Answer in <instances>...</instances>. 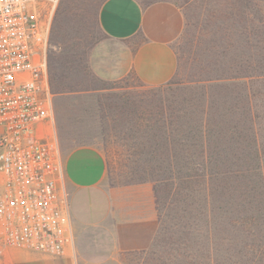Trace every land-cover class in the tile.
Returning a JSON list of instances; mask_svg holds the SVG:
<instances>
[{"label":"rangeland","instance_id":"1","mask_svg":"<svg viewBox=\"0 0 264 264\" xmlns=\"http://www.w3.org/2000/svg\"><path fill=\"white\" fill-rule=\"evenodd\" d=\"M37 1L51 13L47 62L52 92L57 90L56 80L60 87L52 100L61 155L77 145L97 147L104 157L109 151L116 162L111 165L118 168H107L100 188L110 199L124 194L112 196L114 186L146 184L152 191L150 174L187 157L185 151L177 154L173 145L154 156L139 153L142 146L148 149L154 135L190 143V137L182 135L191 126H208L207 131L215 130L218 122L228 126L250 96L251 82L264 79V0H168L182 11L184 27L173 43L175 72L160 85L143 84L132 73L108 80L93 70L91 49L104 36L97 21L104 0ZM155 123L162 128H152ZM129 171L138 174L132 178L144 180L121 182ZM110 212L111 208L99 229L90 232L82 226L74 232L75 249L83 251L88 264H111L103 244L92 241L96 235H110ZM155 215L157 226L149 245L131 250L147 252H123L117 256L120 264H212L204 252L207 246L228 247L239 240L227 225L220 226L218 239L196 237L193 233L206 228L174 226L169 217L160 232L156 209Z\"/></svg>","mask_w":264,"mask_h":264},{"label":"built area","instance_id":"2","mask_svg":"<svg viewBox=\"0 0 264 264\" xmlns=\"http://www.w3.org/2000/svg\"><path fill=\"white\" fill-rule=\"evenodd\" d=\"M50 23L37 0H0V245L57 257L75 236L48 74Z\"/></svg>","mask_w":264,"mask_h":264},{"label":"crops","instance_id":"3","mask_svg":"<svg viewBox=\"0 0 264 264\" xmlns=\"http://www.w3.org/2000/svg\"><path fill=\"white\" fill-rule=\"evenodd\" d=\"M104 36L91 49L90 63L96 74L117 80L128 73L143 84L167 82L176 69L173 43L184 27L180 8L168 0L142 4L138 0H104L97 15ZM45 127L43 132H47ZM62 156V155H61ZM64 185L73 230L87 226L90 232L111 208L110 235H96L94 242L103 244L111 254V264H120L123 252L146 248L156 229L155 205L146 184L111 187L108 196L100 188L107 176L105 157L91 145H77L62 157ZM91 241V240H90ZM78 254V255H77ZM0 264H88L83 251L67 249L62 256H50L26 249L0 245ZM106 264V263H105Z\"/></svg>","mask_w":264,"mask_h":264},{"label":"trees","instance_id":"4","mask_svg":"<svg viewBox=\"0 0 264 264\" xmlns=\"http://www.w3.org/2000/svg\"><path fill=\"white\" fill-rule=\"evenodd\" d=\"M58 83L56 80L57 90L53 93L58 92ZM249 89L250 96L244 99L242 110L228 126L218 122L215 130L209 131L208 126H191L182 135L185 139L190 137V143L179 139L169 141L157 134L147 150L145 146L139 150L154 156L162 148L166 150L173 145L177 154L187 152V157L179 163L150 174L157 220L160 232L167 228L165 217H169L175 221L174 226L206 228L193 235L210 239L220 237L223 230L220 226L233 229L239 237L238 243L205 248L212 264H264V79L251 82ZM151 127L162 128L156 123ZM105 155L107 168H118L111 165L114 160L109 157L110 152ZM129 172L121 182L144 180L132 178L138 174L133 176ZM116 177L112 180L117 181ZM210 227L213 231L208 232ZM129 252L145 254L147 251Z\"/></svg>","mask_w":264,"mask_h":264}]
</instances>
